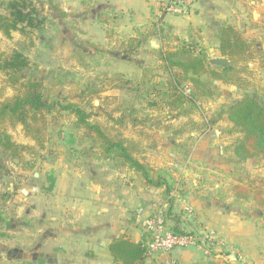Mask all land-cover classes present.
I'll use <instances>...</instances> for the list:
<instances>
[{
	"label": "rangeland",
	"instance_id": "rangeland-1",
	"mask_svg": "<svg viewBox=\"0 0 264 264\" xmlns=\"http://www.w3.org/2000/svg\"><path fill=\"white\" fill-rule=\"evenodd\" d=\"M54 1L60 7L64 3V0ZM227 1L204 0V7H210L211 3V8L214 9L224 6L230 8L231 4L227 5ZM236 1H239L242 10L238 6L233 8L235 13H232L230 19L241 21L246 28L255 31L252 36L258 52L257 60L238 64L240 71L223 75V80L203 76L202 80L209 84L215 95L211 98L197 96L194 100L191 95L193 92L185 93L190 97L191 103L182 110L171 111L162 106L150 108L147 103L153 99L148 97L151 84H160L168 76L157 54L162 45L171 47L177 43L178 38H174L168 30L162 43L152 34L148 39H143L137 48L122 49L119 42H124L129 37L118 34L116 22L107 21L113 18L111 13L91 11L94 8L93 0H88V6L85 5L82 10L66 12L65 16L52 11L48 0H43L40 10L48 19L44 35L36 33L27 38L13 33L11 38H6L0 32V54L22 50L33 66L47 70L49 75L46 87L51 101H58L65 106H80L89 116L90 123L107 128L111 135L125 137L127 145L138 160L156 168L174 185V192L171 194L172 208L174 212L184 214V235L195 238L197 242L209 233L200 235L193 229L197 226L194 210L182 200L185 195L188 196L187 185L194 188L196 195L203 192L223 199L221 207H228L229 204L239 207L258 227L264 229V209L252 200V196L250 200L238 202L231 200L232 188L231 192L225 189L229 185L232 187L240 184L264 192V160L252 159L243 163L235 157L233 147L241 138V133L225 113L230 105L247 95L257 96L264 104V0ZM242 16L245 17L242 19ZM147 30L141 29L140 32L146 34ZM107 33H112V38L107 39ZM244 34L246 36V32ZM191 37L198 49L205 52L203 44L197 42L201 36L194 32ZM64 43L70 44L71 48L63 47ZM5 80V76L0 73V101L9 99L16 93L7 86ZM231 82H239L240 85L231 86ZM186 85L192 88L190 83ZM92 90H98L99 94L92 95ZM49 120L46 150H39L35 142L25 136L21 126L6 127L17 144L25 143L29 146L27 142L32 141V147L37 150L32 169L24 170L18 162L8 163L15 172L16 169L28 172L30 180L21 187L32 189L34 172H48L50 168L57 166L75 174L84 173L90 182H101L105 203L113 201L111 192L115 194L114 198L119 196L123 226L132 224L131 218H142L144 210L141 213L142 210L130 199V192L135 188L132 185L137 180L121 167L120 159L116 156L105 159L93 143L91 133L79 124L78 118L70 111L57 112ZM192 144H197L200 150H204L203 147L211 148L221 158L222 167H216V173L210 175L206 170H201L203 173L199 170L198 175L193 173L191 181L187 182L183 166L187 163ZM32 158L29 154H24L26 162ZM215 184L218 187L214 188ZM208 185H211L210 190L207 189ZM196 187H203L205 190L200 191ZM32 191L39 192V188ZM152 192L147 205L159 207L161 190L154 189ZM168 200L165 199V202ZM229 246L241 248L238 243ZM238 263L242 264L240 261ZM224 264L236 263L227 260Z\"/></svg>",
	"mask_w": 264,
	"mask_h": 264
},
{
	"label": "crops",
	"instance_id": "crops-1",
	"mask_svg": "<svg viewBox=\"0 0 264 264\" xmlns=\"http://www.w3.org/2000/svg\"><path fill=\"white\" fill-rule=\"evenodd\" d=\"M159 1L93 0L94 8L91 11L111 13L113 18H106L107 21L116 22L118 34L128 37L133 36L136 30H151L154 24L160 22L165 32L168 30L174 38H178L177 43L171 47L184 41L193 42L191 36L196 32L201 36L197 42L203 44L209 60L224 58L219 51L217 35L220 24L224 22L238 26L246 32L247 38L255 40L252 36L255 31L246 28L241 21L230 19L232 13H235L233 8L238 6L242 10L239 1L228 0L230 8L224 6L214 9L211 8V3L210 7H204V0H200L186 17L161 15L157 7ZM88 4V0H64L61 8L71 13L82 10ZM154 37L159 40L157 36ZM213 68L219 71L218 67ZM27 144L34 146L32 141ZM203 148L204 150H200L197 144L190 146V155L183 166L187 182L199 170H206L210 175L216 173V167H222L221 158L216 152L211 148ZM205 162L207 163L204 165ZM125 170L137 180L132 185L135 188L130 192V199L140 210L146 211L154 189L145 187L139 174ZM11 172L7 177H2L0 172V264H120L114 261L109 251V246L115 239L124 237L135 243L145 242V231L139 219L131 218L132 224L122 225L119 196L114 198L115 194L111 192L113 201L105 203L101 182H90L84 173L75 174L57 166H53L48 172H34L32 189L38 187L39 192H33L31 188L21 187L30 180L27 171L16 169L15 172L12 168ZM187 187L188 196L181 199L194 210L197 219L194 231L200 235L214 234L223 244L215 245L209 252L205 247L195 245L170 253L154 254L148 257L147 264H224L235 250L229 246L233 243H238L241 247L238 250L246 256L242 264H264V229L258 227L239 207L235 208L231 204L221 207L223 199L203 192L196 195L194 188ZM232 187L229 185L225 189L231 192ZM179 188L183 189L181 186ZM196 188L205 190L203 187ZM207 189L210 190L211 185ZM156 190H161V194L163 192L162 189ZM230 196L231 200L242 201L237 200L233 193ZM160 198L158 205L166 211L162 195ZM178 214L184 221V214ZM172 225L168 221V227L171 228Z\"/></svg>",
	"mask_w": 264,
	"mask_h": 264
},
{
	"label": "trees",
	"instance_id": "trees-1",
	"mask_svg": "<svg viewBox=\"0 0 264 264\" xmlns=\"http://www.w3.org/2000/svg\"><path fill=\"white\" fill-rule=\"evenodd\" d=\"M50 9L66 15V12L54 1L48 0ZM43 0H3L0 2V32L6 38L13 33L31 38L36 33L44 35L48 19L42 15L40 7ZM152 32L147 30L142 34L136 30L134 35L124 42H119L122 49L137 48L143 39L152 34L162 42L165 31L160 22L153 25ZM219 51L222 57L230 60L229 67H220L219 71L209 64V57L198 49L194 42H180L174 47L161 46L158 50V60L167 78L151 84L148 97V106L165 107L169 110H182L190 102L185 94L187 89L193 92L192 98L215 95L209 84L202 77L209 75L215 79L224 78L223 75L240 71L238 64H248L257 60L258 52L255 41L247 38L236 25L228 22L220 24L218 28ZM112 33H107V39ZM71 48L70 44H62ZM0 73L5 76L8 87L15 90V95L0 101V172L2 177L11 175L12 168L9 162L22 164L24 170L32 169L35 165L37 150L31 146L17 144L7 132L6 127L21 126L26 137L35 142L39 150H46L48 142L49 118L60 111H70L79 120V124L90 134L93 143L99 148L105 159L116 156L120 159L122 168L133 171L141 177L144 186L153 189H162V195L168 200L165 202V221L172 222L170 228L174 233L184 235L185 227L182 216L174 212L171 194L174 185L167 180L153 166L138 160L125 137L114 136L108 133L107 128L89 122V116L76 104L63 105L58 101H51L49 90L46 87L48 75L46 69L33 66L22 50H14L10 54H0ZM164 82V83H163ZM186 83H190V88ZM239 87V82L230 83ZM99 94L92 90V95ZM158 99V100H157ZM191 103V102H190ZM228 120L239 129L241 138L234 145L235 157L243 163L252 159L264 160V104L257 96L247 95L230 105L225 112ZM29 154L31 160L24 159ZM233 196L237 200H250L264 209V192L261 189H249L237 184L232 187ZM252 196V198H251ZM109 251L115 262L120 264H147V255L144 242L135 243L124 237L115 239L109 246Z\"/></svg>",
	"mask_w": 264,
	"mask_h": 264
},
{
	"label": "built area",
	"instance_id": "built-area-1",
	"mask_svg": "<svg viewBox=\"0 0 264 264\" xmlns=\"http://www.w3.org/2000/svg\"><path fill=\"white\" fill-rule=\"evenodd\" d=\"M196 2L197 0H160L157 3V7L161 15L186 17ZM185 93L189 94L190 90L187 89ZM140 212L142 213L143 210ZM139 220L146 235L144 246L147 257L158 253H170L176 249H184L195 245L205 247L209 252L215 245L221 246L223 244L214 234H207L197 242L195 238L174 233L165 221L163 209L158 206H154V208L149 206L144 211V216L139 218ZM227 260L243 263L245 262V256L240 250L235 249L226 258Z\"/></svg>",
	"mask_w": 264,
	"mask_h": 264
},
{
	"label": "water",
	"instance_id": "water-1",
	"mask_svg": "<svg viewBox=\"0 0 264 264\" xmlns=\"http://www.w3.org/2000/svg\"><path fill=\"white\" fill-rule=\"evenodd\" d=\"M209 64L213 67H229L231 65L230 60L227 58H217L209 60Z\"/></svg>",
	"mask_w": 264,
	"mask_h": 264
}]
</instances>
